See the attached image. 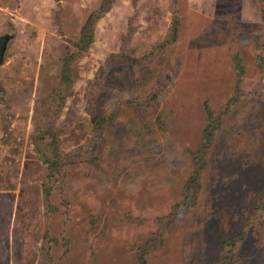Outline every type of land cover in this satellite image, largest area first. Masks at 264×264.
Instances as JSON below:
<instances>
[{
    "label": "rangeland",
    "instance_id": "obj_1",
    "mask_svg": "<svg viewBox=\"0 0 264 264\" xmlns=\"http://www.w3.org/2000/svg\"><path fill=\"white\" fill-rule=\"evenodd\" d=\"M4 36L0 264H264V0H0Z\"/></svg>",
    "mask_w": 264,
    "mask_h": 264
},
{
    "label": "trees",
    "instance_id": "obj_2",
    "mask_svg": "<svg viewBox=\"0 0 264 264\" xmlns=\"http://www.w3.org/2000/svg\"><path fill=\"white\" fill-rule=\"evenodd\" d=\"M114 0H103V9L105 6L109 8ZM96 16H98V13L95 12L92 15H90V18L88 19L83 31H82V36L80 38L81 44L83 48H89L91 44L93 43L94 40V26H95V21H96Z\"/></svg>",
    "mask_w": 264,
    "mask_h": 264
},
{
    "label": "water",
    "instance_id": "obj_3",
    "mask_svg": "<svg viewBox=\"0 0 264 264\" xmlns=\"http://www.w3.org/2000/svg\"><path fill=\"white\" fill-rule=\"evenodd\" d=\"M8 39H9L8 36H4V37L0 38V65H2L4 63Z\"/></svg>",
    "mask_w": 264,
    "mask_h": 264
}]
</instances>
